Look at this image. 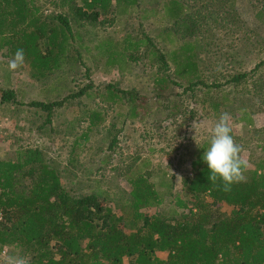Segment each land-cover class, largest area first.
<instances>
[{"label": "trees", "instance_id": "1", "mask_svg": "<svg viewBox=\"0 0 264 264\" xmlns=\"http://www.w3.org/2000/svg\"><path fill=\"white\" fill-rule=\"evenodd\" d=\"M195 1L160 0L159 7L147 5L140 11L155 35L143 32L139 38L126 35L114 41L96 40L95 34L84 40L83 24L101 23L103 19L98 18L114 10L131 16L134 6L140 5L138 0H55V5L67 6L73 23L69 14L44 16L34 0H0V56L13 58L17 49H23L24 64L33 79L45 82L69 66L70 52L81 59L79 49L84 47L105 56L111 68L128 65L132 72L140 66L143 74H152L157 87L152 104L135 88L125 90L112 83L92 97L93 91L77 89L75 80V87L69 86L70 77L63 73L60 84L66 85L65 96L26 104L45 113L37 129L43 131L44 124L51 123L55 108L71 106L76 111L83 95L98 97L107 107L115 105L122 119L119 129L108 132L107 149L112 154L127 121L151 116V123L159 126L167 118L184 115L179 124L189 123L195 111L185 100L194 99L195 92L204 89L216 122L228 113L243 128L250 126L254 135L264 132V127H254V117L264 115V58L249 71H232L223 80L206 83L211 56L223 53L206 41L197 22L201 12L195 11ZM210 1L216 7L211 21L225 38L236 46L234 37L242 44L253 34V52L264 50V1L261 5V0L258 5L249 0ZM212 90L217 96L211 95ZM6 104L23 106L24 102L15 90L0 88V105ZM38 111L34 113L39 115ZM84 111L82 130L68 144L60 139V146L68 150L63 171L37 144L20 145L14 158H0V251L7 246L8 255L13 256L18 250L24 259L21 264H125V258L128 264H264V154L252 165L244 159V179L225 191L219 181L207 179L201 156L210 135L201 136L191 153L189 171L180 177L181 195L186 198L175 194L173 205V175L169 180L162 175L154 183L149 172L130 174L134 161L122 167L129 185L125 199H110L102 191L79 193L65 188L60 174L82 173L86 163L80 156L106 120V109ZM80 122L73 119L67 126L73 128ZM231 134L237 141L238 136ZM257 146L264 151L263 145ZM163 204L167 211L163 215L148 213L149 207ZM221 205L230 207L229 212ZM158 252L166 253V259Z\"/></svg>", "mask_w": 264, "mask_h": 264}, {"label": "rangeland", "instance_id": "2", "mask_svg": "<svg viewBox=\"0 0 264 264\" xmlns=\"http://www.w3.org/2000/svg\"><path fill=\"white\" fill-rule=\"evenodd\" d=\"M158 1L160 0H138L140 5L134 6L131 16L121 15L114 10L106 16L99 17V21L103 19L101 23L83 24L86 31H82L81 35L84 40L93 39L95 34L94 39L96 40L112 38L114 41L123 39L126 35H129L130 38H139L142 37L143 32L153 37L156 31L153 26H148V20L143 17L140 9L147 5L159 7L161 4ZM249 1L258 5L257 0ZM263 1L261 0L259 5ZM54 2L55 0H34L44 16L58 14L67 16L69 14L68 18L73 23L72 14L68 12L67 6L62 7L59 2L55 5ZM213 4L214 2L210 0L195 1V5H197L195 11L201 12V16H197V22L205 31L206 41L211 43L212 49L219 47L223 53L220 56H211L209 60L210 67L204 75L208 84L211 81L223 80L224 76L229 75L232 71H249L256 62L264 58V50L259 54H256V51L253 52L252 42L255 39L253 34H250L247 39L244 38L242 44H237L238 40L233 36L236 46L231 42V39L224 37L222 31L218 30L211 21L216 14V7ZM204 7H208L209 10L204 11ZM210 11H212L211 14ZM246 19L247 23L251 24V18L246 15ZM162 45V43L158 44L159 47ZM79 53L81 59L77 58L76 52H70L69 66L56 71L49 79L44 80L45 82L33 79L24 63L21 67L11 70L9 63L13 58L0 56V88L15 90L18 98L24 102L23 106L0 105V158H14V150L20 145L35 146L37 144L42 146L45 154L51 157L63 171L68 150L63 148V144L60 146V139L62 138L65 144H68L74 134L79 133L86 125L82 120L85 116L84 109L97 107L102 110L106 109V120L98 128L99 130L80 156V161L86 163V166L79 175L61 172L62 185L67 189H75L79 193L92 190L102 191L108 194L110 199H125L129 185L122 172V167L134 161V168L130 174L149 172V179L154 183H157L162 175H166L168 180L173 175L172 181L175 183L172 193L174 195L170 205L175 203V194L180 193L179 197L185 199L186 197L181 195L180 177L189 171L191 153L194 151L196 143L201 139V136L211 135L216 123L215 113L209 106V95L205 96L204 89H202L195 92L194 99L185 100L188 107L195 111V115L188 118L189 121L191 119L189 123L179 124L182 119H185L184 115L183 118L180 115L175 119L167 118L159 126L156 125L157 122L151 123L153 121L151 116H148L146 120L127 121L112 154L107 149L110 140L108 132L111 130L113 133L119 129L122 126V119L120 116L118 117L120 112L115 105L107 107V104L100 101L98 97L92 99L91 96L83 95L82 98H79L80 105L75 107L77 112L71 106L55 108L51 123L44 124L43 131L38 130L37 127H41L44 120L42 115L45 113L26 104L32 100L49 99L53 101L65 96L68 92L66 85L64 82L60 84L63 73H67L70 77L67 78L69 86H74L75 80L77 89L90 88L93 91L92 97L103 92L105 86L112 83L125 90L135 88L148 98V104H152L151 102L155 100L154 95L157 93V87L153 85L152 74H143L140 66L133 68L132 72L128 65L122 69L111 68L106 66V57L97 54L95 50H86L83 47L79 49ZM231 56L233 59L230 58ZM207 77L209 78L207 79ZM56 84H59L58 88L50 90ZM181 91L182 89H178V92L181 93ZM217 94L216 90H212L211 95L217 96ZM35 111H38L39 115L35 114ZM187 114L186 116L190 117L188 111ZM73 119H81L79 126L75 123L73 128L68 127V122ZM254 121V127H264L262 113L257 114ZM230 125L233 134L238 136L237 141L236 139L234 141L241 148V157L247 160L249 165H252V162L264 154V151L257 146L261 144L264 147V132L254 135L250 126L243 128L231 117ZM113 127L115 128L113 129ZM51 128H53L52 131ZM42 140L45 142L42 143ZM104 158H106V162L103 161ZM163 190L164 188L162 192ZM220 207L227 212L230 210V207L225 205ZM165 209L166 206L163 204L151 206L147 211L151 214L163 215ZM2 250L0 251V264H17L19 261H24L16 249L13 256L8 255L10 248L7 249L6 255L2 254ZM157 254L160 258L166 259V253L158 252ZM125 264H128L127 258H125Z\"/></svg>", "mask_w": 264, "mask_h": 264}, {"label": "clouds", "instance_id": "3", "mask_svg": "<svg viewBox=\"0 0 264 264\" xmlns=\"http://www.w3.org/2000/svg\"><path fill=\"white\" fill-rule=\"evenodd\" d=\"M24 59L23 49H17L9 68L15 70L21 67ZM231 133L229 114L223 113L211 131L207 146L202 148L204 151L201 156L202 163L207 167V179L211 182L219 181L225 191L244 179L243 173L247 167V162L240 156L241 148Z\"/></svg>", "mask_w": 264, "mask_h": 264}, {"label": "built area", "instance_id": "4", "mask_svg": "<svg viewBox=\"0 0 264 264\" xmlns=\"http://www.w3.org/2000/svg\"><path fill=\"white\" fill-rule=\"evenodd\" d=\"M7 247L5 246L4 248H3V250H2V254L3 255H6V253H7ZM21 263H23V261H19V262H17V264H21Z\"/></svg>", "mask_w": 264, "mask_h": 264}]
</instances>
